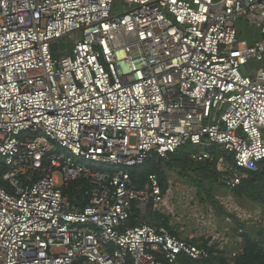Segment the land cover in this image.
Segmentation results:
<instances>
[{"label": "built area", "instance_id": "obj_1", "mask_svg": "<svg viewBox=\"0 0 264 264\" xmlns=\"http://www.w3.org/2000/svg\"><path fill=\"white\" fill-rule=\"evenodd\" d=\"M116 1L0 0V264L233 262L264 231L233 195L264 163V68L242 70L264 61V0ZM241 21L260 38L238 43ZM189 145L225 154L227 195L133 183Z\"/></svg>", "mask_w": 264, "mask_h": 264}, {"label": "trees", "instance_id": "obj_2", "mask_svg": "<svg viewBox=\"0 0 264 264\" xmlns=\"http://www.w3.org/2000/svg\"><path fill=\"white\" fill-rule=\"evenodd\" d=\"M220 157H225V154L222 152L217 153L213 162H196L191 158L188 146H184L168 159L156 157L149 159L143 166L133 169L131 177L138 188L146 185L148 177L153 174L158 175L162 184H165L169 179L165 169H180L186 183L198 189L200 191L199 195L205 191L208 194L207 202H214L215 193L220 191L221 173L216 167ZM76 186L77 184H72L66 194L72 198L79 197L81 193L76 190ZM233 195L237 200L249 199L256 205L263 206L264 209V163L262 171L250 174L249 178L233 191ZM131 224L136 225L135 223ZM248 230L245 235V250L233 262H230L224 253L218 256H211L203 262H191L188 259H186V262L190 264H264L263 232H260V237L257 238L251 228ZM203 246H206V243ZM77 264H82V262L80 261ZM128 264L131 263L129 262Z\"/></svg>", "mask_w": 264, "mask_h": 264}, {"label": "rangeland", "instance_id": "obj_3", "mask_svg": "<svg viewBox=\"0 0 264 264\" xmlns=\"http://www.w3.org/2000/svg\"><path fill=\"white\" fill-rule=\"evenodd\" d=\"M116 3L117 4L114 7V11L116 12V14L123 13L125 10L124 4L120 0H117ZM236 27H237L238 34H239L238 35V37H239L238 43L243 42V41H248L249 43H251V42L260 38L258 31L254 27H249L246 21L239 22L236 25ZM66 40L67 39H65L63 41H66ZM59 49H61V47L57 46V50H59ZM263 68H264V61L261 63L251 62L247 68H244L242 70H243V73H254L255 71L261 70ZM188 150H189V152L195 151V147L189 145ZM216 167L219 168V163L216 164ZM165 170H166L170 180H175L177 182H180V183H183L187 186L192 187L189 183L185 182V180H184L185 177H183L184 176L183 174L181 175L182 171L180 169L169 170L168 168H166ZM204 192H201V194L199 195L200 191H198V189H195V194L197 196V200H198V202H200L202 204H206V202H207L206 199L208 198V196H207L208 194H206V192L205 193ZM215 194L224 196V195H227L228 192L226 189H222L221 193L218 194V192H217ZM237 202H238V204L240 203V205L243 206L244 208H249V209L251 208L252 209V208L259 207V208L263 209V206L256 205L254 202H252L249 199L237 200ZM217 209H218L219 213L222 214L221 209H219V208H217ZM160 221H161V219L158 215H155V214L149 212L144 218H140V220L136 221L135 223L136 224L137 223H147V224L156 225ZM195 227H196V223L194 221L189 220L188 223H186L185 230L182 232L179 231L180 236L183 239H188L193 234ZM252 231L255 232V236L257 238L260 237V232H263V238H264V231H261L258 229H253V228H252Z\"/></svg>", "mask_w": 264, "mask_h": 264}]
</instances>
